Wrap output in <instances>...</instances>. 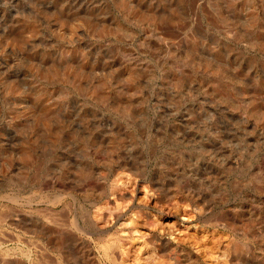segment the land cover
Instances as JSON below:
<instances>
[{
  "label": "rangeland",
  "instance_id": "rangeland-1",
  "mask_svg": "<svg viewBox=\"0 0 264 264\" xmlns=\"http://www.w3.org/2000/svg\"><path fill=\"white\" fill-rule=\"evenodd\" d=\"M121 261L264 264V0H0V264Z\"/></svg>",
  "mask_w": 264,
  "mask_h": 264
},
{
  "label": "bare ground",
  "instance_id": "bare-ground-1",
  "mask_svg": "<svg viewBox=\"0 0 264 264\" xmlns=\"http://www.w3.org/2000/svg\"><path fill=\"white\" fill-rule=\"evenodd\" d=\"M128 178V177H127ZM125 180H126V178H125ZM122 181V180H121ZM124 181V180H123ZM118 183V182H117ZM121 183H123V186H125L127 189V192H128V190H130V192H131V190L132 189H134L135 188V186H136V182L134 181V180H126V181H124V182H121ZM122 185V184H121ZM119 186L120 185H118V184H116L115 183V186H114V189L115 190H117L118 189V191H120L119 190ZM112 187H113V185H112ZM122 187H120V189H121ZM123 189V188H122ZM121 189V190H122ZM125 189V188H124ZM145 194H144V196H146V191L144 192ZM169 209H171V210H174V211H177L178 210V203L176 204H172V205H170L169 207H168ZM186 210H187V208H184V212H186ZM94 217H96V216H94ZM76 225H77V223H76V221L74 220L73 221ZM72 223V222H71ZM74 223H72V224H74ZM168 227V226H167ZM158 228V230H159V232H162V231H164V228L162 227V226H159V227H157ZM80 229V228H79ZM153 229H156V227H154ZM172 229V228H171ZM139 233V232H138ZM142 236V235H141ZM135 238V237H134ZM139 238V237H138ZM141 239V242L142 243H145V241H143L144 240V238H140ZM155 240V239H154ZM176 240H178L176 237H175V242H176ZM135 241H137L135 244H137V246H139V245H142V246H144L140 241H139V239H137V240H135ZM181 241V240H180ZM178 242H179V240H178ZM141 246V247H142ZM146 246V245H145ZM140 247V248H141ZM108 248V247H107ZM142 249V248H141ZM141 251V250H140ZM163 252H164V250L163 249H161V248H155V249H153L150 253V255H154V256H157V257H161L162 256V254H163ZM147 256H148V254H147ZM150 258V257H149ZM147 259V258H146ZM122 260V259H121ZM145 260V259H144ZM149 260V259H148ZM124 261H126V260H124ZM121 263H122V261H121ZM126 263V262H125ZM124 263V264H125ZM176 263H179V261L178 262H175L174 264H176ZM123 264V263H122Z\"/></svg>",
  "mask_w": 264,
  "mask_h": 264
}]
</instances>
